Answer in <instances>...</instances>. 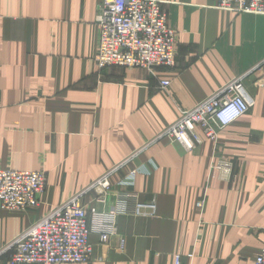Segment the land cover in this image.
Masks as SVG:
<instances>
[{"label": "crops", "instance_id": "1", "mask_svg": "<svg viewBox=\"0 0 264 264\" xmlns=\"http://www.w3.org/2000/svg\"><path fill=\"white\" fill-rule=\"evenodd\" d=\"M161 1L177 33L176 63L150 73L99 68L101 0H0V168L47 176L37 208H0V264H13L6 245L117 167L113 188L138 170L131 190L156 204V216L118 217L109 245L92 234L85 264H176L177 256L254 264L262 251L264 87L255 67L264 61V16L221 11L217 0ZM236 80L254 106L215 141L200 129L191 150L158 138L181 111ZM222 158L234 165L229 177L211 173ZM96 195L86 191L83 204L110 212L115 197L102 206Z\"/></svg>", "mask_w": 264, "mask_h": 264}, {"label": "built area", "instance_id": "2", "mask_svg": "<svg viewBox=\"0 0 264 264\" xmlns=\"http://www.w3.org/2000/svg\"><path fill=\"white\" fill-rule=\"evenodd\" d=\"M163 4L161 0H101L96 19L99 30L96 63L100 69L115 66L154 73L175 65L177 33L168 26ZM216 7L226 12L264 16V0H217ZM255 69L263 73L257 84L264 87V61ZM170 85L169 81L162 83L163 88ZM253 106L254 101L242 82H230L193 109L181 111L179 119L158 138L178 142L191 150L201 143L198 129L215 141L219 131L235 123ZM117 169L50 209L1 252L10 251L13 264H85L92 257V234H98L101 243L109 245L116 234L118 217L154 218L156 204L141 202L139 195L131 190L139 171H132L119 183L123 190H115L109 177ZM233 171V163L225 158L211 168L212 174L224 177L231 176ZM46 184L43 171L0 168V208L14 213L37 208ZM91 190L97 191V205L103 206L109 196L115 197L110 212H101L97 207L89 209L83 204V195ZM203 207L204 202L198 203L199 209ZM176 264H181L180 256L176 257ZM254 264H264V247Z\"/></svg>", "mask_w": 264, "mask_h": 264}]
</instances>
